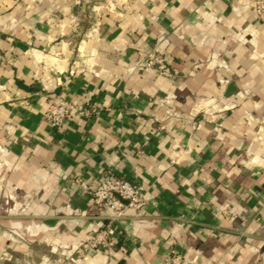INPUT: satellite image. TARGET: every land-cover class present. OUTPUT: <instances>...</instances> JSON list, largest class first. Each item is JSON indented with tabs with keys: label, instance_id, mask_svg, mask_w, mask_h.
I'll return each mask as SVG.
<instances>
[{
	"label": "crops",
	"instance_id": "0c3cea01",
	"mask_svg": "<svg viewBox=\"0 0 264 264\" xmlns=\"http://www.w3.org/2000/svg\"><path fill=\"white\" fill-rule=\"evenodd\" d=\"M153 45L172 78L137 67ZM55 95L76 105L63 130L42 118ZM104 172L145 202L98 250L86 241L109 214L92 202ZM171 250L264 264L251 0H0V264H166Z\"/></svg>",
	"mask_w": 264,
	"mask_h": 264
},
{
	"label": "built area",
	"instance_id": "2783aa9c",
	"mask_svg": "<svg viewBox=\"0 0 264 264\" xmlns=\"http://www.w3.org/2000/svg\"><path fill=\"white\" fill-rule=\"evenodd\" d=\"M251 2L257 17L264 25V0H251ZM137 67L141 70L154 69L166 78H172L174 74L157 45H153L138 60ZM75 108L76 105L72 101L61 95H55L50 98L42 118L52 128L63 130ZM92 202L98 207L108 209L109 214L106 216L105 225L88 238L86 245L98 250H107L115 240L116 224L125 217L126 211L130 208L140 209L144 205L145 189L141 184L128 178L104 172L92 192ZM78 252L83 255L82 249ZM166 264H183V257L175 250H171Z\"/></svg>",
	"mask_w": 264,
	"mask_h": 264
}]
</instances>
